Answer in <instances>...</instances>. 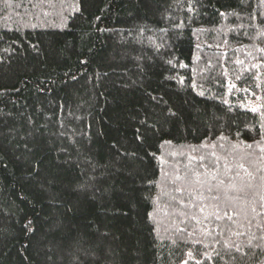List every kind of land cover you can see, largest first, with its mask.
<instances>
[{"label":"trees","instance_id":"16d2710c","mask_svg":"<svg viewBox=\"0 0 264 264\" xmlns=\"http://www.w3.org/2000/svg\"><path fill=\"white\" fill-rule=\"evenodd\" d=\"M0 264H264V0H0Z\"/></svg>","mask_w":264,"mask_h":264}]
</instances>
